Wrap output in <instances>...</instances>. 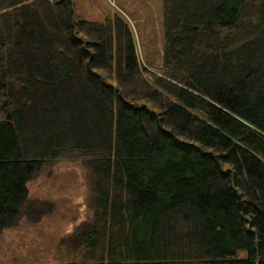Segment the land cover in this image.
<instances>
[{"label": "trees", "instance_id": "16d2710c", "mask_svg": "<svg viewBox=\"0 0 264 264\" xmlns=\"http://www.w3.org/2000/svg\"><path fill=\"white\" fill-rule=\"evenodd\" d=\"M161 66L125 19L0 0V233L42 165L90 160L66 264H264V0H162Z\"/></svg>", "mask_w": 264, "mask_h": 264}, {"label": "rangeland", "instance_id": "374dc122", "mask_svg": "<svg viewBox=\"0 0 264 264\" xmlns=\"http://www.w3.org/2000/svg\"><path fill=\"white\" fill-rule=\"evenodd\" d=\"M77 19L111 12L127 22L142 66H161L162 0H72ZM90 160L78 154L42 165L27 183L28 198L13 226L0 233V264H66L69 235L89 221Z\"/></svg>", "mask_w": 264, "mask_h": 264}, {"label": "bare ground", "instance_id": "6f19581e", "mask_svg": "<svg viewBox=\"0 0 264 264\" xmlns=\"http://www.w3.org/2000/svg\"><path fill=\"white\" fill-rule=\"evenodd\" d=\"M136 53H137V49H136ZM137 57H138V53H137Z\"/></svg>", "mask_w": 264, "mask_h": 264}]
</instances>
